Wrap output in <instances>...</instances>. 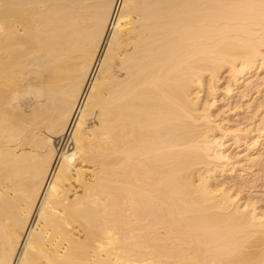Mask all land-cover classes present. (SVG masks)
<instances>
[{
  "label": "bare ground",
  "instance_id": "6f19581e",
  "mask_svg": "<svg viewBox=\"0 0 264 264\" xmlns=\"http://www.w3.org/2000/svg\"><path fill=\"white\" fill-rule=\"evenodd\" d=\"M0 264H264V0H0Z\"/></svg>",
  "mask_w": 264,
  "mask_h": 264
},
{
  "label": "rangeland",
  "instance_id": "374dc122",
  "mask_svg": "<svg viewBox=\"0 0 264 264\" xmlns=\"http://www.w3.org/2000/svg\"><path fill=\"white\" fill-rule=\"evenodd\" d=\"M223 83V82H222ZM222 83H221V85H222ZM221 98H218V101H217V106L214 108V110H216L215 112H217V113H222V112H220V110H222V111H226V113L225 114H222L220 117H218L219 119H222V121H223V123L224 124H226L225 122L227 121L226 119H227V114H228V107L227 106H225L224 104H223V102H221V100H220ZM226 103V102H225ZM218 109V110H217Z\"/></svg>",
  "mask_w": 264,
  "mask_h": 264
}]
</instances>
